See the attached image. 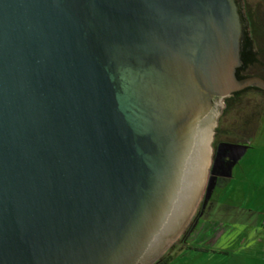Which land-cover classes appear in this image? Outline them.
Instances as JSON below:
<instances>
[{"label":"water","instance_id":"95a60500","mask_svg":"<svg viewBox=\"0 0 264 264\" xmlns=\"http://www.w3.org/2000/svg\"><path fill=\"white\" fill-rule=\"evenodd\" d=\"M243 30L236 0H0V264H152L203 195L212 99L264 90Z\"/></svg>","mask_w":264,"mask_h":264},{"label":"flooded vegetation","instance_id":"af4514ba","mask_svg":"<svg viewBox=\"0 0 264 264\" xmlns=\"http://www.w3.org/2000/svg\"><path fill=\"white\" fill-rule=\"evenodd\" d=\"M236 1L244 27L240 40L241 64L236 68V79H264V0ZM247 41L251 46H247ZM214 100L219 101L220 106L212 136L211 161L205 186L206 189L211 177L213 189L206 200L203 193L181 234L152 264H171L177 257H183L191 250L205 251L204 248L190 244V235L201 226L202 220L207 219L205 215H209L210 219L215 218L213 213L218 203L216 188L231 176V168L237 163L236 149L250 146L264 128V90L257 85L234 91L223 98L214 97Z\"/></svg>","mask_w":264,"mask_h":264},{"label":"crops","instance_id":"0c3cea01","mask_svg":"<svg viewBox=\"0 0 264 264\" xmlns=\"http://www.w3.org/2000/svg\"><path fill=\"white\" fill-rule=\"evenodd\" d=\"M231 179L230 176L223 185L216 188L218 202L219 192L223 191V187ZM252 187H254V197H257L256 188L261 187L264 190L263 184L260 186L255 184ZM239 191L237 190L234 193H236V197L240 198L238 202H242L245 194ZM261 193H264V191L260 192V199H255V202L262 204L261 207L255 211L251 210L253 214L251 216L248 214L246 221L236 215L231 216V218L236 219L233 221L210 219L209 215H205L207 219L203 218L201 226L196 228L191 233V238H189L191 245L204 248L205 251H195L219 256L217 260L219 264H264V195ZM251 196V193L247 195L249 199H251ZM193 251H189L187 255Z\"/></svg>","mask_w":264,"mask_h":264},{"label":"rangeland","instance_id":"374dc122","mask_svg":"<svg viewBox=\"0 0 264 264\" xmlns=\"http://www.w3.org/2000/svg\"><path fill=\"white\" fill-rule=\"evenodd\" d=\"M264 121V120H263ZM230 184L228 183L223 187V191L219 192V202L216 203L214 208V217L217 219H224L233 221L235 218L231 216H237L246 221V218L253 214L261 207L262 204L255 202V199H260L259 194L263 188H256L257 197L253 196V185H264V128L262 132L255 137L250 146L247 147L245 153L237 161V163L231 168ZM210 177L208 186L205 189L204 199L208 198V195L213 189V181ZM250 185H252L250 187ZM245 194L242 202H238L240 198L236 197L234 192ZM249 193L252 194L251 199L247 197ZM264 195V193H261ZM241 196V195H240ZM262 211V210H260ZM185 254L183 257H177L171 264H219V256L207 252H191V254ZM225 264V263H223Z\"/></svg>","mask_w":264,"mask_h":264},{"label":"trees","instance_id":"16d2710c","mask_svg":"<svg viewBox=\"0 0 264 264\" xmlns=\"http://www.w3.org/2000/svg\"><path fill=\"white\" fill-rule=\"evenodd\" d=\"M248 41H249V40H248ZM248 41H247V46H251V43L248 42ZM260 49H261L260 47L257 48V50H259V51H260ZM244 50H245V49H244ZM244 50H242V55H243V53H244ZM203 250H205V249H203Z\"/></svg>","mask_w":264,"mask_h":264}]
</instances>
